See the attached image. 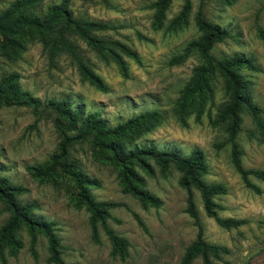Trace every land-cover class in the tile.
Segmentation results:
<instances>
[{"label": "rangeland", "instance_id": "obj_1", "mask_svg": "<svg viewBox=\"0 0 264 264\" xmlns=\"http://www.w3.org/2000/svg\"><path fill=\"white\" fill-rule=\"evenodd\" d=\"M11 1L0 0V10ZM59 1L42 0L39 10ZM152 1L68 0L73 15L115 25L97 31L99 36L116 39L140 56L137 62L116 48L128 66L125 76L110 54L104 57L76 38L81 55L104 79L107 90L83 80L77 63L67 53L51 63L37 39L28 41L14 57L0 50V77L15 73L21 87L32 94L42 99L67 97L73 107L85 113L99 111L109 124L141 111L159 110V121L125 141L127 147L152 144L183 154L201 148L208 167L203 178L226 185V193L214 197L220 205L219 215L248 219L237 227L219 225L206 214L199 191L192 187L204 238L229 248L215 263L264 264V181L250 176L260 192L246 186L231 161V142L226 131L231 118L221 120L220 113L228 100L222 77L218 74L209 77L202 95L197 94L195 103L181 112L177 109V98L201 58L193 52L184 62L169 63L170 57L181 51L188 40L200 35L195 17L202 1L203 15L230 31V36L216 42L211 51L218 57L240 53L254 59L257 69L242 67L240 72L247 79L246 92L262 108L260 115L264 118V0H191L187 23L175 30L167 25L184 0L170 1L160 28L152 24L154 8L149 6ZM239 114L241 129L235 140L241 149V163L246 168H264V141L246 108ZM59 141V133L49 116H37L28 106H0V175L23 185L26 190L17 195L18 199L34 201L35 215L54 222L64 264H179L185 247L197 233V226L186 211L187 190L181 185V172L173 166L163 172L152 159L150 169L136 166L144 178L143 186L162 200L160 206L144 208L136 197L122 191L115 160L109 155L95 153L89 141L69 147L67 160L74 161L94 180L88 184L90 193L98 200L119 202L110 209L107 222L128 238L129 253L124 258L112 256L110 240L100 225L99 241L92 238L90 213L84 204H77V187L72 178L62 172L36 178L28 169V165L49 161L58 150ZM8 214L0 199V225ZM134 214L142 219L145 229ZM19 234L23 244L15 253H7V264H56L48 260L45 235H37L34 257L28 231L22 228ZM190 264L203 263L198 256Z\"/></svg>", "mask_w": 264, "mask_h": 264}, {"label": "trees", "instance_id": "obj_2", "mask_svg": "<svg viewBox=\"0 0 264 264\" xmlns=\"http://www.w3.org/2000/svg\"><path fill=\"white\" fill-rule=\"evenodd\" d=\"M170 1L153 0L149 4L154 8L153 27L162 26ZM41 3L42 0H12L8 6L0 10V50L5 55L17 56L28 41L37 39L51 63H54L60 54H69L77 63L81 78L101 90H107V84L81 55L76 38L84 40L104 57L110 54L125 76L128 75V66L116 48L140 62L139 54L130 46L96 33L114 28L115 25L73 15L68 0L49 3L43 11L39 10ZM202 7L201 1L195 17L200 35L188 40L182 50L174 53L169 59V63L178 64L184 62L193 52L201 58V62L193 68L192 75L177 98V109L181 112L186 111L195 103V96L202 95V91L208 87L209 77L220 75L228 97L221 108V120L231 118L226 126L227 140L231 142V161L245 185L260 192L259 186L250 176L264 181V168L244 167L241 163V149L235 140L237 132L241 129L239 111L244 107L252 116L260 139L264 141V118L260 115L262 108L246 92L247 79L240 72L242 67L254 70L258 67L254 59L245 54L218 57L211 51L216 42L230 36V31L208 20L203 15ZM190 8L191 0H184L181 9L170 20L167 28L175 30L185 25ZM9 105L28 106L35 115L45 114L51 118L60 136L58 150L51 154L49 161L28 165V169L36 178L51 177L57 172L72 178L77 187V204H84L90 213L92 238L99 241L98 225H100L110 240L112 256L124 258L129 253L128 238L117 233L107 222L110 209L119 205V202L98 200L90 193L88 184L94 183V180L84 174L74 161L67 160L68 149L76 142L89 141L95 153L107 154L115 160L122 191L136 197L144 208L160 206L162 200L143 186L144 178L136 166L145 170L150 169L149 159H152L163 172L170 166L181 172L180 182L187 190L186 211L192 216L197 226V233L185 247L179 264H190L198 256L201 257L203 264H216L215 259L229 252L226 245L210 242L204 238V228L193 198L192 187L199 191L206 214L213 217L219 225L231 228L248 221L246 218L219 215L220 205L214 197L226 193V185L220 181H207L203 178L208 167L201 148L196 147L183 154L177 149H162L152 144L127 147L125 141L137 133L148 130L159 121L161 113L157 109L141 111L116 124H109L99 111L85 113L73 107L67 97L42 99L32 94L21 87L15 73H7L0 77V106ZM25 190L23 185L14 183L6 175H0V199L4 201L5 208L9 211L7 219L0 225V262L7 264V253H15L22 246L19 230L25 228L30 235V250L34 257L37 256L35 248L37 235L43 234L48 241V260L56 264H64L54 222L35 215L34 201L22 202L18 199L17 195ZM134 215L145 229L142 219L137 214Z\"/></svg>", "mask_w": 264, "mask_h": 264}]
</instances>
